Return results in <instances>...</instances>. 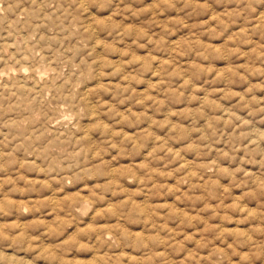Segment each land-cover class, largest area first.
Masks as SVG:
<instances>
[{"label":"rangeland","instance_id":"1","mask_svg":"<svg viewBox=\"0 0 264 264\" xmlns=\"http://www.w3.org/2000/svg\"><path fill=\"white\" fill-rule=\"evenodd\" d=\"M2 73L0 264H264V0H0Z\"/></svg>","mask_w":264,"mask_h":264},{"label":"bare ground","instance_id":"2","mask_svg":"<svg viewBox=\"0 0 264 264\" xmlns=\"http://www.w3.org/2000/svg\"><path fill=\"white\" fill-rule=\"evenodd\" d=\"M13 7V6H12ZM14 8V7H13ZM89 25V24H88ZM91 28H89V27H86V32L88 33H90V30ZM75 30V29H74ZM93 31H91V33H92ZM88 35H90V34H88ZM51 38V37H50ZM12 56V55H11ZM25 57V56H24ZM16 61H17V59H16ZM44 66V65H43ZM11 71V70H10ZM12 72V71H11ZM11 72H9V73H11ZM20 72V71H19ZM39 72V71H38ZM55 72V71H54ZM18 73V72H17ZM29 73V72H28ZM44 73V72H43ZM3 74L4 73H2L1 75H0V79L3 77ZM12 75H13V72L11 73ZM16 74V73H15ZM20 74H22V73H20ZM45 74V73H44ZM7 75V74H6ZM2 76V77H1ZM5 76V75H4ZM40 76H41V78L43 79V78H46L47 77V75H46V77H44V76H42V75H39V78H40ZM5 77H7L8 78V76H5ZM13 77V76H12ZM7 78H6V81H7ZM9 80V79H8ZM13 80H16V79H13ZM21 80V79H20ZM39 81V80H38ZM42 81V80H41ZM8 82V81H7ZM15 82V81H14ZM46 83H48V81L46 80ZM4 87H3V90H5L4 92L5 93H7L8 91H7V89H5V86H7V84L5 83L4 85H3ZM36 86V85H35ZM44 88H45V86H43ZM25 88V87H24ZM20 89V88H19ZM26 89V88H25ZM42 89V88H41ZM46 89V88H45ZM44 89V90H45ZM55 89V88H54ZM34 90V89H33ZM37 92V91H36ZM47 92H49V90L47 91ZM46 92V93H47ZM46 95V94H45ZM22 98V97H21ZM87 98V97H86ZM88 99V98H87ZM87 99H86V101H87ZM61 112V111H60ZM94 112V111H93ZM58 113V112H57ZM63 122V121H62ZM83 138H85V137H83ZM82 138V142H84L85 140Z\"/></svg>","mask_w":264,"mask_h":264}]
</instances>
